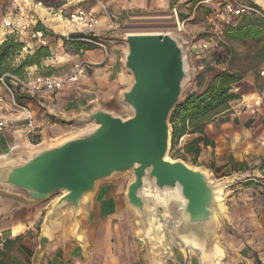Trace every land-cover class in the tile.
Listing matches in <instances>:
<instances>
[{"label":"crops","instance_id":"crops-1","mask_svg":"<svg viewBox=\"0 0 264 264\" xmlns=\"http://www.w3.org/2000/svg\"><path fill=\"white\" fill-rule=\"evenodd\" d=\"M238 1L252 2L264 13V0ZM125 2L136 10L148 11L165 8L170 0ZM44 25L55 31L53 25ZM105 29L101 22L100 32ZM107 46L110 45L66 51L61 41L56 47H51L54 62L47 58L41 67L28 68L31 74H45L48 69L43 66L70 67L80 60L89 64L78 85L45 95L44 106L34 99L22 98V103L32 110L37 138L41 141L33 144L21 122L11 123L0 131V160L4 156L30 157L65 137L67 131L52 123L53 117L67 121L71 114L97 102L100 94L109 99L118 97L123 86L122 64L116 50ZM25 48L28 52L32 46ZM0 96L4 98V102H0V118L16 119L22 115L12 106L7 91ZM240 103H245V100L237 105L231 103V112L209 122L205 135H184L176 146V152L188 164L195 162L197 167L215 176L218 182L228 185L227 230L224 236L227 259L217 264H264V198L255 184H250L261 176L257 166L264 157V105L256 101L241 112L236 110ZM205 136L213 145H205ZM16 146L18 149L11 151ZM197 147H200V152L195 156ZM126 190L120 180L97 184L83 205L78 227L73 226L70 210H67L60 219L61 228L47 234L43 228L46 215L61 194L52 200L35 201L23 193L0 187V239L4 242L18 238L5 258V264H204L199 253L183 247L173 245L170 253H163L161 257H155L144 247L137 238L135 225L138 219L129 207ZM2 247L0 243V250Z\"/></svg>","mask_w":264,"mask_h":264},{"label":"water","instance_id":"water-1","mask_svg":"<svg viewBox=\"0 0 264 264\" xmlns=\"http://www.w3.org/2000/svg\"><path fill=\"white\" fill-rule=\"evenodd\" d=\"M128 49L124 67L133 80L120 90L118 103L131 112L123 118L102 105L73 119L94 122L87 130L48 144L30 157L0 160V187L29 199L46 201L60 193L46 215L44 231L61 228L60 219L70 210L74 227L83 205L97 184L131 170L134 178L126 198L138 219L137 236L147 235L149 224L164 222L165 207L154 204L144 190L164 193L178 188L185 202L176 203L174 236L186 249L194 246L204 264H217L223 252L217 244L219 221L226 220L217 192L223 186L209 171L171 159V123L190 79L188 54L172 32L134 31L125 36ZM162 226L160 234H164Z\"/></svg>","mask_w":264,"mask_h":264},{"label":"rangeland","instance_id":"rangeland-1","mask_svg":"<svg viewBox=\"0 0 264 264\" xmlns=\"http://www.w3.org/2000/svg\"><path fill=\"white\" fill-rule=\"evenodd\" d=\"M125 1L126 0H0V25L3 18L11 13H33L36 16L37 21L47 24L48 26L53 25L55 31H53V29L49 30L54 32L56 36H66V33L71 32L72 29L67 19L73 12L79 9H84L87 11L101 13V22L105 25L106 29L101 31L98 37L104 45L109 44L112 48H114L117 53L116 55L120 59L123 69V86L120 90L129 86L133 80L132 73L126 69L123 64L125 52L128 49V44L125 40L126 34L134 31L172 32L184 44L188 54V70L190 79L184 88L183 100L189 92H201L209 82L210 78L214 75L215 71L228 69L232 71L245 72V78L243 81L233 87L234 92H237L240 95V98L232 103L237 105L239 104V101L245 100V103H240V105L236 107V110L241 112L245 111L248 109L249 104L256 101L258 104L264 105V74L261 73L262 68L259 70V74L256 71L247 70L249 60L246 57L249 53V43L226 41L224 30L227 28L231 17L227 14L225 15V20L218 17V13L224 10V5L235 0H230L228 2L226 0H170L169 6L148 11L136 10L130 7V5ZM102 4L107 7L109 12L116 14V28L108 29L110 20L101 10ZM207 8L211 9V13L206 12ZM174 9H176L182 25L180 30L177 28ZM260 16L264 18V13L262 12V15ZM23 42L25 47L29 45L32 46V49H28L27 52V48L24 47L20 56L16 58L15 63H18L21 58L29 52H32L38 45L36 42L27 38H24ZM50 42H52L51 44L54 48L61 42V40L59 38H51ZM110 46L107 47L109 48ZM63 47L66 51L69 49L71 50L68 46L65 47L64 44ZM54 57V59H56V55ZM52 60V58H49L50 62H54ZM43 68L48 69L46 72L57 74L69 67L66 65H58L56 67L43 66ZM11 84L17 88V90H19V94H21L20 88L18 89V86L14 82ZM5 85L6 84L3 79H1L0 94L7 91ZM120 90L118 91V94ZM98 105H102L109 110L115 111L117 115L123 118H127L131 115L129 110L125 109L118 103V97L109 99L103 94L98 96L97 102L93 103L90 107L85 108L79 113L88 112L93 107ZM79 113L71 114L67 121L61 120L58 117L52 118V123H57V125L62 127L64 131H67L65 137L56 140L53 143H57L64 138L87 130L95 125L94 122H84L73 119V116ZM51 135H53V133H51ZM40 141L41 140H38L37 137L31 139L33 144L36 142L39 143ZM176 150L177 147L173 150L170 149L169 157L171 159H175L170 154L172 153L173 155H177ZM194 163L195 162H191L189 165L197 167ZM133 178L134 174L131 170H129L110 179L102 180L98 184L107 180H120L123 188L127 189L128 184ZM212 179L215 182H218L217 178L213 175ZM220 183L224 186L223 209L226 216L228 185L224 182ZM59 195L60 193L54 194L48 200L55 199ZM176 205L177 204L174 203L168 208H165L167 223L165 225L163 239L170 248L174 245L183 247L185 250L189 251L179 241H177L174 236L173 227L177 222V214L175 212ZM218 217L219 229L217 244L223 252V258L219 260L218 263H222L227 259V252L225 249L226 241L224 238L227 228L226 220H222L220 216ZM135 227L137 229L136 234H138V222H136ZM137 238L144 247L152 251L155 257H161L164 255L162 245L157 247L158 245L156 246L153 243L154 241L148 237L139 238L137 236Z\"/></svg>","mask_w":264,"mask_h":264},{"label":"trees","instance_id":"trees-1","mask_svg":"<svg viewBox=\"0 0 264 264\" xmlns=\"http://www.w3.org/2000/svg\"><path fill=\"white\" fill-rule=\"evenodd\" d=\"M247 4L261 11L256 4L252 2H247ZM206 12L211 13V9L207 8ZM36 29L45 32L48 43L37 45L32 52L26 54L18 63H15V60L22 53L25 47L24 42L14 35H10L0 43V80L3 79L6 85L13 88L17 100L21 103L22 96L19 94V90L11 84L13 82L12 76L22 78L27 74L28 68L32 66L41 67L43 60L51 58V38H59L65 47L68 46L74 50L91 49L97 46L89 39L102 43L98 36L81 33H72L68 38L66 36H56L40 21H38ZM224 34L226 41L249 43V53L246 57L249 60L247 70H253L259 74V70L264 66V18L253 11L231 17ZM49 74L51 73L47 72L44 75ZM244 78L245 72L228 69L218 70L215 71L201 92H189L174 109L170 117L171 150L179 144L184 135L195 133L205 135V127L209 122L231 112V103L240 98V95L234 92L233 87L243 81ZM204 142L205 145H213V142L207 136H205ZM199 152L200 147H197L195 156H198ZM170 155L175 159L184 160L178 154L173 155L171 153ZM257 167L261 172V176L256 177V181H252L250 184L254 183L256 188L259 189L260 195L264 198V157ZM17 239H6L4 242L0 239V243L3 244L0 250V257H2L0 264L6 263L5 258L14 248ZM257 263L260 262L257 260Z\"/></svg>","mask_w":264,"mask_h":264},{"label":"built area","instance_id":"built-area-1","mask_svg":"<svg viewBox=\"0 0 264 264\" xmlns=\"http://www.w3.org/2000/svg\"><path fill=\"white\" fill-rule=\"evenodd\" d=\"M224 10L218 13V17H221L225 20V15L227 14L230 17H237L244 13L248 12H256L259 15H262V12L247 3L240 2L235 0L233 2H229L224 5ZM101 10L104 14L109 18L110 23L108 29L116 28V14L113 12H109L107 7L102 4ZM101 13L95 11H87L84 9H79L68 17L67 21L71 25V32L66 34L68 38L72 33H81L85 35H93L98 36L100 34V25H101ZM175 20L177 24V28L181 29V23L179 20L178 13L176 9H174ZM37 19L35 14H24L21 12L11 13L5 18H3L2 23L0 25V43H2L8 36L14 35L21 41H24V38H27L33 42H36L38 45L47 44L48 37L44 31L37 30ZM105 48L103 43L95 42L90 40ZM205 47V45H204ZM89 64L83 60L73 64L66 70H63L57 74H31L27 72V74L22 77H14L13 82L19 86L20 93L23 99H34L40 105H45L44 98L47 94H52L62 90L66 87H72L79 84L81 79L86 75ZM264 74V66L261 71ZM9 96L11 98L12 106L22 112V115L17 117L16 119H8V118H0V131L4 130L11 123L21 122L25 129L27 130L28 136L33 139L38 136L37 127L35 124V120L32 114V110L17 100L16 95L11 87L5 85ZM0 102H4V98L0 96ZM182 140V138L180 139ZM18 147H13L11 151H16Z\"/></svg>","mask_w":264,"mask_h":264},{"label":"bare ground","instance_id":"bare-ground-1","mask_svg":"<svg viewBox=\"0 0 264 264\" xmlns=\"http://www.w3.org/2000/svg\"><path fill=\"white\" fill-rule=\"evenodd\" d=\"M8 156H4V159H7ZM144 195L151 198L154 204H163L165 208H168L170 205L174 204V203H178V204H182L185 202L184 198L181 196L179 189L175 188V189H167L164 193H159L157 192V189L154 187L153 190L150 189H145L144 190ZM223 195H224V186L220 187L218 189L217 192V198L220 201H223ZM223 205V203H222ZM164 222L160 223V221L158 220V218H155V223L154 224H149L147 227V235L144 238H150L152 239L154 242V244L157 247H160L161 245L163 246V253H170V247L165 243L164 241V236L163 234H160V229L162 228V226H164L167 223L166 220V211L164 213ZM216 218L218 219V214L216 215ZM157 241V242H156ZM161 243V244H159ZM189 251H195L196 253H198L194 246H190V249H188Z\"/></svg>","mask_w":264,"mask_h":264}]
</instances>
